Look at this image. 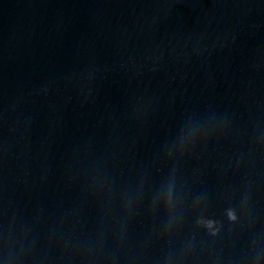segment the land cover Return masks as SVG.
Segmentation results:
<instances>
[{"label": "water", "instance_id": "water-1", "mask_svg": "<svg viewBox=\"0 0 264 264\" xmlns=\"http://www.w3.org/2000/svg\"><path fill=\"white\" fill-rule=\"evenodd\" d=\"M0 264H264V0H0Z\"/></svg>", "mask_w": 264, "mask_h": 264}]
</instances>
